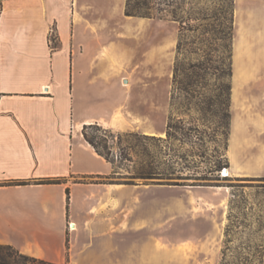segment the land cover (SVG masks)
<instances>
[{
	"label": "rangeland",
	"instance_id": "rangeland-1",
	"mask_svg": "<svg viewBox=\"0 0 264 264\" xmlns=\"http://www.w3.org/2000/svg\"><path fill=\"white\" fill-rule=\"evenodd\" d=\"M9 1L13 7L6 16L9 25L29 23L39 30L43 27L44 33L49 28L50 50L45 45L44 33L41 37L37 29L31 51L42 56L39 55L40 66L36 67L41 76L48 79L56 76L60 86L59 106L62 111L65 109L62 114L68 115L69 75L73 74L75 79L81 68L87 72L86 76L78 75L80 93H92L100 100L99 95H116L122 86V94L128 98L122 107L124 111L132 119H139V128L156 129V135L144 134L132 125L122 131L101 125L100 131L88 130L98 142L107 139V154L115 171L102 181L165 188L145 193L141 201V208L157 213L156 264H264V169L252 172L245 169L240 174L234 171L229 157L231 120L227 128L225 107L220 105L226 95L220 88L222 81L218 75L208 76L205 84L187 92L174 85L180 40L178 24L127 16L128 0H46L45 4L40 0H0V18ZM235 1L231 0L234 21ZM199 3L211 10L225 5L224 0H199ZM75 4L81 22L93 25V42L85 49L83 42L75 41L72 28L67 35L59 31V28L67 31L68 17L73 27ZM55 14L59 19H53ZM233 39L231 30V66ZM20 44L21 52H27L29 44ZM106 48L115 50L119 56L121 72L110 76L115 81L100 78L90 84L91 58V65L98 68L96 74L106 75L112 70L113 65L100 56ZM67 51L74 61V51L77 54L84 51L83 56L78 55L82 63L69 66ZM203 56L200 50L188 58L198 60ZM258 141L262 153L264 139ZM256 158L264 167L263 153L246 159L239 156V163L248 167L256 163ZM226 170L231 173L228 177H224ZM152 174L151 179L145 178ZM169 196L172 210L170 215H164Z\"/></svg>",
	"mask_w": 264,
	"mask_h": 264
},
{
	"label": "crops",
	"instance_id": "crops-1",
	"mask_svg": "<svg viewBox=\"0 0 264 264\" xmlns=\"http://www.w3.org/2000/svg\"><path fill=\"white\" fill-rule=\"evenodd\" d=\"M235 3L229 157L240 174L264 169L258 158L248 167L239 163V156L264 154L258 141L264 139V0ZM75 7L73 27L68 17L67 31H59L67 35L72 28L85 49L93 42V25L81 22ZM11 9L9 1L0 18V245L54 264H156L157 213L141 208V201L145 193L165 188L102 181L113 175L114 165L83 134L85 126L95 124L124 130L113 125L118 112L126 119L125 128L132 125L147 135H156V129L139 128V119L124 111L128 98L122 86L116 95H99L100 100L80 93L77 78L87 72L81 68L75 79L69 75L68 115L62 114L56 76L43 78L36 68L42 56L31 51L39 29L29 23L9 25ZM39 31L42 37L43 27ZM48 35L47 26L43 38L49 49ZM23 42L29 44L27 52H21ZM114 51H101V58L113 65L106 75L96 74L90 59V84L100 78L115 81L110 76L120 73L122 64ZM67 52L69 66L82 63L78 57L84 51H74L75 61ZM45 180L62 183L38 184ZM14 182L29 184L10 185ZM169 197L164 215L172 210Z\"/></svg>",
	"mask_w": 264,
	"mask_h": 264
},
{
	"label": "trees",
	"instance_id": "trees-1",
	"mask_svg": "<svg viewBox=\"0 0 264 264\" xmlns=\"http://www.w3.org/2000/svg\"><path fill=\"white\" fill-rule=\"evenodd\" d=\"M218 10L200 6L199 0H128L126 15L173 21L179 26L180 40L177 49V62L174 72V85L184 91L197 88L206 83L208 76L218 75L222 81L221 89L225 97L220 105L224 106L225 122L230 127L231 120V30H234V13L231 14V0ZM232 15V19H231ZM232 23V24H231ZM232 25V26H231ZM201 44V47L199 45ZM203 51L204 56L191 60L189 55ZM1 96V95H0ZM101 127L97 124L85 126V140L109 162L107 139L98 142L96 136L88 134L89 129ZM108 133V132H107ZM101 146L103 149H101ZM152 175L145 176L151 179ZM62 180H45L38 184H60ZM29 182H14L10 185L24 186ZM0 264H54L21 253L11 245H0Z\"/></svg>",
	"mask_w": 264,
	"mask_h": 264
},
{
	"label": "bare ground",
	"instance_id": "bare-ground-1",
	"mask_svg": "<svg viewBox=\"0 0 264 264\" xmlns=\"http://www.w3.org/2000/svg\"><path fill=\"white\" fill-rule=\"evenodd\" d=\"M49 91L50 88L46 92L48 93ZM126 124H127L126 119L123 117V115L120 112H118L113 118V125L117 128L125 129ZM161 136H165V134L163 133ZM230 175L231 173L228 170L224 172V177H228Z\"/></svg>",
	"mask_w": 264,
	"mask_h": 264
}]
</instances>
